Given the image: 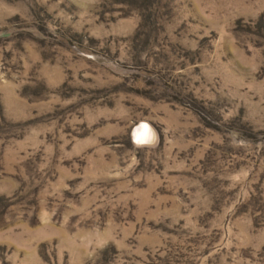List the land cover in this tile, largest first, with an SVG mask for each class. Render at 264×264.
Returning <instances> with one entry per match:
<instances>
[{
	"label": "rangeland",
	"instance_id": "rangeland-1",
	"mask_svg": "<svg viewBox=\"0 0 264 264\" xmlns=\"http://www.w3.org/2000/svg\"><path fill=\"white\" fill-rule=\"evenodd\" d=\"M0 264H264V0H0Z\"/></svg>",
	"mask_w": 264,
	"mask_h": 264
},
{
	"label": "clouds",
	"instance_id": "clouds-1",
	"mask_svg": "<svg viewBox=\"0 0 264 264\" xmlns=\"http://www.w3.org/2000/svg\"><path fill=\"white\" fill-rule=\"evenodd\" d=\"M150 131L147 123H141L133 132L134 141L143 142L150 135Z\"/></svg>",
	"mask_w": 264,
	"mask_h": 264
}]
</instances>
